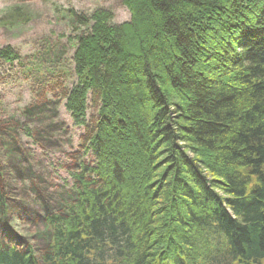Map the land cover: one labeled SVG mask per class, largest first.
<instances>
[{
    "label": "trees",
    "instance_id": "16d2710c",
    "mask_svg": "<svg viewBox=\"0 0 264 264\" xmlns=\"http://www.w3.org/2000/svg\"><path fill=\"white\" fill-rule=\"evenodd\" d=\"M124 3L122 25L66 12L93 162L44 254L0 245V264H264V0Z\"/></svg>",
    "mask_w": 264,
    "mask_h": 264
},
{
    "label": "rangeland",
    "instance_id": "374dc122",
    "mask_svg": "<svg viewBox=\"0 0 264 264\" xmlns=\"http://www.w3.org/2000/svg\"><path fill=\"white\" fill-rule=\"evenodd\" d=\"M125 0H0V49L18 55L0 62V245L32 249L50 244L46 218L76 201L72 176L86 156L88 127H76L65 109L75 83V41L68 10L91 16L110 11L130 21ZM74 37V36H72ZM97 109L90 99L88 126Z\"/></svg>",
    "mask_w": 264,
    "mask_h": 264
}]
</instances>
